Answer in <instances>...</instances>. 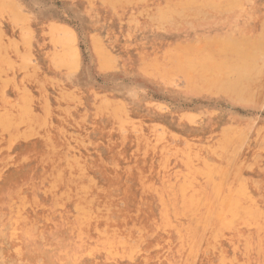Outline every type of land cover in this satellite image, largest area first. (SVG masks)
Masks as SVG:
<instances>
[{
	"label": "rangeland",
	"instance_id": "374dc122",
	"mask_svg": "<svg viewBox=\"0 0 264 264\" xmlns=\"http://www.w3.org/2000/svg\"><path fill=\"white\" fill-rule=\"evenodd\" d=\"M238 2L195 17L175 0H0V259L15 227L40 249L128 232L138 250L108 264H264V53L241 99L172 66L231 33L260 37L264 0ZM179 191L197 211L182 212ZM236 202L260 228L212 219L186 237Z\"/></svg>",
	"mask_w": 264,
	"mask_h": 264
},
{
	"label": "bare ground",
	"instance_id": "6f19581e",
	"mask_svg": "<svg viewBox=\"0 0 264 264\" xmlns=\"http://www.w3.org/2000/svg\"><path fill=\"white\" fill-rule=\"evenodd\" d=\"M175 1L178 4L177 6L175 5V10L179 9L176 14L180 13L181 10L190 12L195 17H200L204 13L213 12L217 9L228 12L229 10L237 8L239 3V0ZM243 9L244 8H242V10ZM166 15L173 17V14ZM168 19L171 21L175 20L170 18ZM262 28L261 36L259 35L260 37H257L256 39L251 38L250 40L243 37H232L231 33L225 40H221L224 43H221V41L216 42L215 47L218 49H215V54L210 53L207 55H198L197 58L194 59L195 61H192L190 57L183 58L182 60H184V62L178 68L175 65H172L173 72H184V75L187 77V81L190 82L191 85L195 86V89L198 84H200L199 87L204 88L214 86L217 87V89L219 88V90L229 94L233 98L241 99V96L244 95L245 86H250L252 79L256 74H258V65L257 63L255 64V60L264 53V43L259 40L264 37V22L262 24ZM61 176V174H56L55 178L60 180ZM253 185L256 184L254 183ZM179 195H181V199H183L181 203V210L184 214L190 211H197L199 201L195 195L189 196L186 195L185 192H180ZM211 211L213 213H209V215H205L203 218L199 217L195 222L186 225V237L190 236L193 232V226L197 229L208 228L209 225L213 223L212 219L215 221L219 220V223L221 222V228L224 230H230L238 224L243 225L245 223H253L257 228H260L261 226V224L259 225L257 222L261 215L260 211L252 207H242L238 205L237 202L232 207H228V214L232 215L230 220L222 218L219 211H216V209H211ZM87 214L83 209L82 214L79 217L80 219H78V222L73 225L75 232H77L76 229H80L77 233L82 238L85 237V232L89 228V218ZM211 215H215L214 218ZM254 235H256V233ZM5 236L7 240L19 243L16 247H14V251H12L13 254L10 257L4 256L0 259L2 260L0 261V264H86L84 263V259L82 260V256L80 254V252L83 253V251L85 252V257L89 258V263L87 264H93L92 261L100 255L103 256L100 264H108L111 262L123 263V261H128L131 255L138 250V245L136 242H133L134 238L128 232H121L120 235H117L103 231L99 233L98 236L95 235L91 240L89 239L90 242L88 241V243H86V241L84 243L83 240L80 238L78 240L77 238L74 246H62L56 249H40L35 240L29 239L21 230L15 227L8 229ZM255 238L257 240V236ZM1 239L2 237H0V241ZM200 241L201 240L196 238L191 242H187V245L193 247L195 244H199ZM183 257L184 256L176 253L174 256L166 260V264H180Z\"/></svg>",
	"mask_w": 264,
	"mask_h": 264
}]
</instances>
